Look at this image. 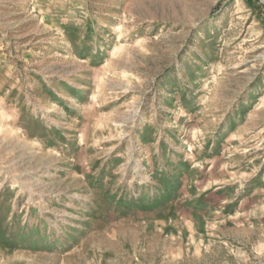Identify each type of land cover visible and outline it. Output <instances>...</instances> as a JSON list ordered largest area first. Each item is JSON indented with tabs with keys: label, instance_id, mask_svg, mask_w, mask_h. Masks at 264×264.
Wrapping results in <instances>:
<instances>
[{
	"label": "rangeland",
	"instance_id": "1",
	"mask_svg": "<svg viewBox=\"0 0 264 264\" xmlns=\"http://www.w3.org/2000/svg\"><path fill=\"white\" fill-rule=\"evenodd\" d=\"M0 264H264V0H0Z\"/></svg>",
	"mask_w": 264,
	"mask_h": 264
}]
</instances>
